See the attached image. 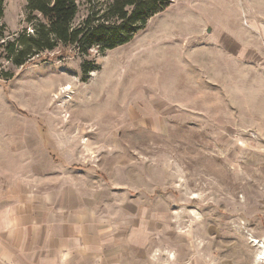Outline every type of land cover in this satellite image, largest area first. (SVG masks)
Here are the masks:
<instances>
[{
    "label": "rangeland",
    "instance_id": "1",
    "mask_svg": "<svg viewBox=\"0 0 264 264\" xmlns=\"http://www.w3.org/2000/svg\"><path fill=\"white\" fill-rule=\"evenodd\" d=\"M27 1H3L6 38L30 26ZM0 64L3 190L81 204L123 236L129 220L191 233L264 186V0H170L113 49Z\"/></svg>",
    "mask_w": 264,
    "mask_h": 264
},
{
    "label": "crops",
    "instance_id": "2",
    "mask_svg": "<svg viewBox=\"0 0 264 264\" xmlns=\"http://www.w3.org/2000/svg\"><path fill=\"white\" fill-rule=\"evenodd\" d=\"M36 169L34 179L41 176ZM240 195L229 217L207 226L194 221L191 233L154 235L148 220H129L122 236L110 229L115 220L76 213L81 204L68 207L34 188L26 194L0 187V264H264L257 258L264 249V186Z\"/></svg>",
    "mask_w": 264,
    "mask_h": 264
},
{
    "label": "trees",
    "instance_id": "3",
    "mask_svg": "<svg viewBox=\"0 0 264 264\" xmlns=\"http://www.w3.org/2000/svg\"><path fill=\"white\" fill-rule=\"evenodd\" d=\"M3 1L0 0V19ZM86 1L85 17L73 25L76 0H28L26 21L30 26L9 38L0 28V59L14 66H24L43 52L59 46L71 47L79 54H88L92 48L99 51L113 49L129 42L150 17L162 12L170 3V0ZM94 69V64H82L84 77ZM10 76L12 74L1 69L2 79Z\"/></svg>",
    "mask_w": 264,
    "mask_h": 264
},
{
    "label": "bare ground",
    "instance_id": "4",
    "mask_svg": "<svg viewBox=\"0 0 264 264\" xmlns=\"http://www.w3.org/2000/svg\"><path fill=\"white\" fill-rule=\"evenodd\" d=\"M253 242H255V244H259V242H258V241H253ZM261 253H262V252H261ZM259 255L261 256L260 258L262 259V258H263V257H262V255H263V254H262V255H261V254H259Z\"/></svg>",
    "mask_w": 264,
    "mask_h": 264
},
{
    "label": "built area",
    "instance_id": "5",
    "mask_svg": "<svg viewBox=\"0 0 264 264\" xmlns=\"http://www.w3.org/2000/svg\"><path fill=\"white\" fill-rule=\"evenodd\" d=\"M260 257H261L260 255H257V258L261 259ZM262 257H264V256L262 255Z\"/></svg>",
    "mask_w": 264,
    "mask_h": 264
}]
</instances>
